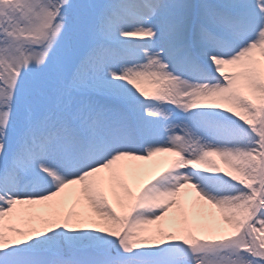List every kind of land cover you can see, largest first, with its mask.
Masks as SVG:
<instances>
[{
    "label": "snow or ice",
    "instance_id": "1",
    "mask_svg": "<svg viewBox=\"0 0 264 264\" xmlns=\"http://www.w3.org/2000/svg\"><path fill=\"white\" fill-rule=\"evenodd\" d=\"M0 264H264V0H0Z\"/></svg>",
    "mask_w": 264,
    "mask_h": 264
},
{
    "label": "rangeland",
    "instance_id": "2",
    "mask_svg": "<svg viewBox=\"0 0 264 264\" xmlns=\"http://www.w3.org/2000/svg\"><path fill=\"white\" fill-rule=\"evenodd\" d=\"M163 158H164V156L160 155V156H158V157H156V158H154V159H163ZM213 159H216L217 162H219L218 158H215V157H214Z\"/></svg>",
    "mask_w": 264,
    "mask_h": 264
},
{
    "label": "bare ground",
    "instance_id": "3",
    "mask_svg": "<svg viewBox=\"0 0 264 264\" xmlns=\"http://www.w3.org/2000/svg\"><path fill=\"white\" fill-rule=\"evenodd\" d=\"M160 155L164 156L165 154H160Z\"/></svg>",
    "mask_w": 264,
    "mask_h": 264
}]
</instances>
